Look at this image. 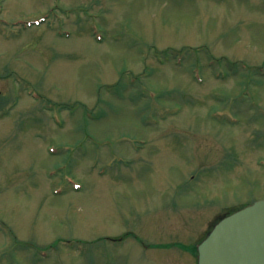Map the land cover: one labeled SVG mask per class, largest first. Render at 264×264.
Instances as JSON below:
<instances>
[{
    "label": "rangeland",
    "instance_id": "obj_1",
    "mask_svg": "<svg viewBox=\"0 0 264 264\" xmlns=\"http://www.w3.org/2000/svg\"><path fill=\"white\" fill-rule=\"evenodd\" d=\"M261 198L264 0H0V264H195Z\"/></svg>",
    "mask_w": 264,
    "mask_h": 264
},
{
    "label": "water",
    "instance_id": "obj_2",
    "mask_svg": "<svg viewBox=\"0 0 264 264\" xmlns=\"http://www.w3.org/2000/svg\"><path fill=\"white\" fill-rule=\"evenodd\" d=\"M197 248V264H264V199L221 218Z\"/></svg>",
    "mask_w": 264,
    "mask_h": 264
}]
</instances>
